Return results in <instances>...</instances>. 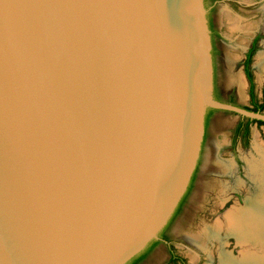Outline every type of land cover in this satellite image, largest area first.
<instances>
[{
    "label": "water",
    "instance_id": "95a60500",
    "mask_svg": "<svg viewBox=\"0 0 264 264\" xmlns=\"http://www.w3.org/2000/svg\"><path fill=\"white\" fill-rule=\"evenodd\" d=\"M204 0H0V264H126L191 183L213 96Z\"/></svg>",
    "mask_w": 264,
    "mask_h": 264
},
{
    "label": "rangeland",
    "instance_id": "374dc122",
    "mask_svg": "<svg viewBox=\"0 0 264 264\" xmlns=\"http://www.w3.org/2000/svg\"><path fill=\"white\" fill-rule=\"evenodd\" d=\"M207 4H211L210 0ZM209 20L213 29L215 95L226 99L227 92L233 90L235 101L250 105L243 61L250 41L259 33L250 70L256 96L260 99L264 87V63L260 61V57H264V0H222L210 11ZM232 20L240 26L249 24L250 31L231 29ZM208 111L201 153L189 192L168 226L174 250L188 264H219L218 256L222 251L235 259L242 257V251H253L248 243L238 240L229 231L224 215L243 206L245 200L256 196L260 189L264 190V125L251 122L244 138L242 133L235 132L238 115ZM254 162L260 165L257 171L252 165ZM214 226L217 227L215 233L212 231L208 236V228ZM167 259V247L160 243L141 264H168Z\"/></svg>",
    "mask_w": 264,
    "mask_h": 264
},
{
    "label": "bare ground",
    "instance_id": "6f19581e",
    "mask_svg": "<svg viewBox=\"0 0 264 264\" xmlns=\"http://www.w3.org/2000/svg\"><path fill=\"white\" fill-rule=\"evenodd\" d=\"M233 20L231 21L232 24L231 27L229 26L231 29H236L238 31L242 30L245 32L250 31L249 24H243L240 26V24L234 23ZM238 22L240 23V20ZM260 58H261L260 61L261 62L263 61L264 63V57L262 56ZM260 150L261 152H263L262 148ZM252 165L254 166V170L256 171L260 166L258 163L255 162ZM224 218L226 221L225 224L227 225L228 229H230L229 231L232 234H234L237 238H239L238 240L248 243L249 246L253 249V251L250 252L242 251L243 253L242 257L238 259H235L233 256L222 251L219 253L218 256L219 264H264V190L263 188L260 189L259 193L256 196L248 197L245 200L243 206L235 207L229 210L228 212H226ZM211 228L213 230L209 228L207 230L208 236L212 235V231L215 233L216 231L215 228L217 227L214 226ZM245 246L246 245H244V247Z\"/></svg>",
    "mask_w": 264,
    "mask_h": 264
},
{
    "label": "flooded vegetation",
    "instance_id": "af4514ba",
    "mask_svg": "<svg viewBox=\"0 0 264 264\" xmlns=\"http://www.w3.org/2000/svg\"><path fill=\"white\" fill-rule=\"evenodd\" d=\"M220 1H222V0H210L211 4L208 5L207 4L208 0H204L205 6L207 8V18H208V25H209V28H210L211 42H213V38H212L213 29H212V24L210 23V20H209V13H210L211 10H213L215 5L217 3H219ZM259 38H260V35L258 33L250 41L249 47L247 48V51L245 53V58H244V61H243V69L242 70H243V73L245 75L246 80L248 81L247 96H248V101H249L250 105H243V104H240L237 101H235V92L233 90L227 92V96L228 97L226 99L215 95L214 88H215V82H216V80H215L216 75H215L214 63L212 62L213 63V96H214V98H216L218 100H221V101L229 102V103H232V104L240 105L242 107L252 108V107H255V106L259 105L262 108V111H264V87H262L261 92H260V99H258L257 96H256V93H255V90H254V82H253L252 74H251V70H250V62H251L252 54H253V52L255 50V47L258 44ZM211 52H212V50H211ZM248 59H249V62L247 64L246 61ZM212 60H213V53H212ZM247 71L250 73L251 79H249V77L247 75ZM250 86H252V88ZM210 110H213V109H210ZM208 112L209 111L207 110L206 116H205V125H206V121H207ZM240 123L242 124V128L243 129L247 126L248 127V131H249V124L251 122H249L248 119L240 117L239 121L237 122V125L240 124ZM241 133H242V135L245 138L246 136L244 135V130H242ZM191 181H192V179H191ZM189 189H190V185L188 186L187 191L185 192L184 196L182 197V199H181L179 205L177 206L174 214L172 215L171 219L164 226V228L159 232L158 238L155 239L154 241L150 242L145 247L144 250H142L138 255H136L132 259V261L129 264H141L150 255V253L153 251V249L160 243L167 247V250H168L167 262H168V264H188L186 262L185 258L182 255L178 254L174 250L171 236L168 233V226H169V223L172 220V218L180 211V208H181V206L183 204V201H184L186 195L189 192Z\"/></svg>",
    "mask_w": 264,
    "mask_h": 264
},
{
    "label": "trees",
    "instance_id": "16d2710c",
    "mask_svg": "<svg viewBox=\"0 0 264 264\" xmlns=\"http://www.w3.org/2000/svg\"><path fill=\"white\" fill-rule=\"evenodd\" d=\"M246 62L248 64L249 59ZM247 75H248L249 79H251L250 73L248 71H247ZM250 87L252 88V86H250ZM245 108L250 109V110H254V111H262V108L259 105L258 106H255V107H252V108H249V107H245ZM248 120H249V122H256L258 124L264 125V121H257V120H250V119H248ZM242 130H244V135L247 136V134H248V127L246 126L243 129L242 128V124L240 123V124H238L236 126L235 132H236V134H238V133H241ZM132 259L130 261H128L126 264H129L132 261Z\"/></svg>",
    "mask_w": 264,
    "mask_h": 264
}]
</instances>
